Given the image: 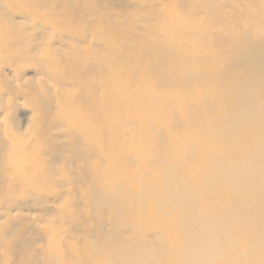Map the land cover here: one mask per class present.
<instances>
[{
	"label": "bare ground",
	"instance_id": "6f19581e",
	"mask_svg": "<svg viewBox=\"0 0 264 264\" xmlns=\"http://www.w3.org/2000/svg\"><path fill=\"white\" fill-rule=\"evenodd\" d=\"M0 264H264V0H0Z\"/></svg>",
	"mask_w": 264,
	"mask_h": 264
},
{
	"label": "rangeland",
	"instance_id": "374dc122",
	"mask_svg": "<svg viewBox=\"0 0 264 264\" xmlns=\"http://www.w3.org/2000/svg\"><path fill=\"white\" fill-rule=\"evenodd\" d=\"M27 75L28 76H33V71H31V70H29V71H27ZM22 105H19V107H21ZM28 108H26V109H20V110H18L17 109V112H15L14 113V117L12 118L13 119V121H14V123H17V124H21V123H23V124H25V120H24V118H26V117H28V115H29V109L27 110ZM19 116H18V115ZM26 115V116H25ZM15 116H17V119H16V117Z\"/></svg>",
	"mask_w": 264,
	"mask_h": 264
}]
</instances>
